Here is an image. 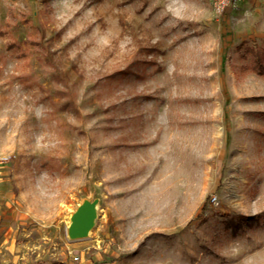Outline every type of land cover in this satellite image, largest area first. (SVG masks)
I'll use <instances>...</instances> for the list:
<instances>
[{
  "label": "rangeland",
  "instance_id": "rangeland-1",
  "mask_svg": "<svg viewBox=\"0 0 264 264\" xmlns=\"http://www.w3.org/2000/svg\"><path fill=\"white\" fill-rule=\"evenodd\" d=\"M262 40L264 0H0V264H264Z\"/></svg>",
  "mask_w": 264,
  "mask_h": 264
},
{
  "label": "water",
  "instance_id": "water-1",
  "mask_svg": "<svg viewBox=\"0 0 264 264\" xmlns=\"http://www.w3.org/2000/svg\"><path fill=\"white\" fill-rule=\"evenodd\" d=\"M100 198L97 195L82 198L70 212L66 226V237L69 241L89 238L96 224Z\"/></svg>",
  "mask_w": 264,
  "mask_h": 264
},
{
  "label": "trees",
  "instance_id": "trees-1",
  "mask_svg": "<svg viewBox=\"0 0 264 264\" xmlns=\"http://www.w3.org/2000/svg\"><path fill=\"white\" fill-rule=\"evenodd\" d=\"M240 53L238 55V61L240 63L239 68L243 72H252L258 76L264 77V40L260 43H251L250 46L238 47ZM204 209V208H203ZM199 218L195 216L192 220L196 221ZM244 218L239 215L234 216L228 220L230 225L240 224Z\"/></svg>",
  "mask_w": 264,
  "mask_h": 264
},
{
  "label": "built area",
  "instance_id": "built-area-1",
  "mask_svg": "<svg viewBox=\"0 0 264 264\" xmlns=\"http://www.w3.org/2000/svg\"><path fill=\"white\" fill-rule=\"evenodd\" d=\"M239 0H210L211 7L215 14L221 15L229 9L236 6ZM12 159L11 154H0V167L9 163ZM215 197L211 198V201H215Z\"/></svg>",
  "mask_w": 264,
  "mask_h": 264
},
{
  "label": "bare ground",
  "instance_id": "bare-ground-1",
  "mask_svg": "<svg viewBox=\"0 0 264 264\" xmlns=\"http://www.w3.org/2000/svg\"><path fill=\"white\" fill-rule=\"evenodd\" d=\"M215 137H217V136H215ZM212 148V147H211Z\"/></svg>",
  "mask_w": 264,
  "mask_h": 264
}]
</instances>
